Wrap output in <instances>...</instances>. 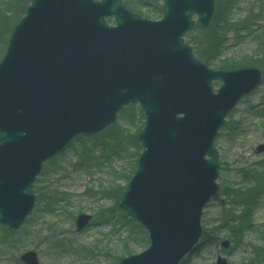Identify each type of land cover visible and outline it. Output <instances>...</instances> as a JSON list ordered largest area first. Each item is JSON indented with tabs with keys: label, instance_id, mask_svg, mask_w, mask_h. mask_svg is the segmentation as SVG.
<instances>
[{
	"label": "water",
	"instance_id": "obj_1",
	"mask_svg": "<svg viewBox=\"0 0 264 264\" xmlns=\"http://www.w3.org/2000/svg\"><path fill=\"white\" fill-rule=\"evenodd\" d=\"M163 1V19L150 21L123 0H32L0 62V224L16 231L32 214L44 163L140 104L143 152L120 209L144 227L150 246L119 264H181L195 250L203 211L219 192L214 141L262 75L212 70L184 43L195 16L209 27L215 0ZM90 220L79 215L77 231ZM21 260L39 264L34 252Z\"/></svg>",
	"mask_w": 264,
	"mask_h": 264
},
{
	"label": "rangeland",
	"instance_id": "obj_2",
	"mask_svg": "<svg viewBox=\"0 0 264 264\" xmlns=\"http://www.w3.org/2000/svg\"><path fill=\"white\" fill-rule=\"evenodd\" d=\"M254 1L244 0L231 12L232 27L221 33L224 38L220 43L225 49L221 50L219 62L230 61L229 66L236 67L246 58L257 55V35L264 30V22L252 28H259L258 32L236 33L235 27L245 20L246 7ZM215 2L214 13L218 0ZM124 5L149 20L163 17L162 0H124ZM193 20L196 22L197 18ZM213 22L212 18L209 27L202 29L205 34L199 33L195 26L186 35L185 42L192 47L194 55L196 49L201 55H207L209 48L204 46L209 35L206 33L212 29ZM109 23L115 24L113 20ZM9 38L4 35L0 40V61ZM196 44H201L203 49ZM256 61L255 68L262 73V85L241 100L215 140L220 192L202 219L203 229L212 240L188 256L184 264H216L219 256L228 264H246L250 259L255 261L253 264H264V152L258 150L264 146V59L260 57ZM135 106L124 108L115 124L103 132L74 140L44 165L34 184L37 202L33 213L14 233L4 231L0 224V264H24L20 257L29 251L37 254L40 264H118L121 258L140 254L148 248V234L119 208L142 151L134 139L145 117L139 105ZM225 190L235 192V196L222 194ZM38 191L42 192L41 197ZM250 195H254L251 203L247 200ZM246 210L249 228L229 230L231 225L227 219L241 218ZM80 214H88L92 220L83 231L77 232L75 220ZM223 241L230 242L228 249L221 247ZM4 244L9 245L6 250L1 248ZM260 248L263 252L258 255Z\"/></svg>",
	"mask_w": 264,
	"mask_h": 264
},
{
	"label": "trees",
	"instance_id": "obj_3",
	"mask_svg": "<svg viewBox=\"0 0 264 264\" xmlns=\"http://www.w3.org/2000/svg\"><path fill=\"white\" fill-rule=\"evenodd\" d=\"M242 1L244 0H218L212 29L206 33L209 35L206 38V42H205L206 45L204 46L205 49L209 48L207 50V55H201L199 53V49L195 50L197 57H199L208 66L217 67L218 69H224V70L236 69V68H242V67H257L258 66L256 65L257 58L261 57L262 59H264V30L259 31V28H255L256 30H252V28L255 27L260 21L264 22V4H263L264 2L262 1L258 2L257 0H255L253 3H248L246 7L247 15H246L245 20L243 19L239 21V23L235 27H236V33L243 32V31L250 32L251 30L252 32H258V31L260 32L259 35H257V38L259 41L258 51L256 52L257 55L253 56L254 58L253 57L246 58L242 65H239V66L237 65L236 67L229 66L231 65V63H229L230 61L219 62L220 61L219 58H221V50L223 48V44H221L220 41L222 38H224V35H221V33L224 34L225 31L228 29V27H232V25H230L231 12L234 9L239 8L241 3H243ZM30 4H31V0H0V40L4 37V35H6L7 37L11 35L14 26H16L17 24L16 23L17 20L18 19L21 20V18L25 15V12ZM161 11H162V7L160 9V12ZM17 14L19 15L16 16ZM9 20L11 22V26H9ZM197 28H198V32L200 31L199 33L205 34L202 29H200L199 27ZM202 41L204 42L205 39ZM205 43H203V45ZM196 46L197 47L199 46V48L203 49L201 47V44H196ZM224 49L225 48H223V51ZM134 141H135L136 146L137 145L139 146L137 138H135ZM121 142H122V139H121ZM38 193H39L38 196L40 195L41 197L42 192L38 191ZM223 194L227 195L230 193L225 190L223 191ZM245 217H246V214H245ZM234 219L235 218H232V219L228 218V220L233 223V224L232 223L230 224L231 231H234V230L241 231L245 227H248L250 224L249 214L247 218H240V221L236 219L234 220ZM5 231H7L9 234L12 233L8 230H5ZM206 231H204V239L201 245L199 246V248L206 241H208V238H210L209 233ZM8 243H9V239H8ZM8 247H9L8 244H4L1 246V248L5 250ZM262 252H263V249L260 248L258 255L261 254ZM125 253L130 254L129 251H126ZM250 262L255 263V261L252 259L250 260Z\"/></svg>",
	"mask_w": 264,
	"mask_h": 264
}]
</instances>
